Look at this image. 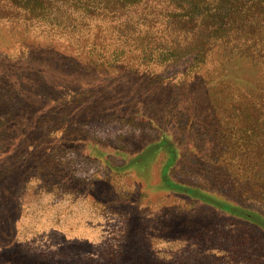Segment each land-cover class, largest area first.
<instances>
[{
  "label": "rangeland",
  "instance_id": "rangeland-1",
  "mask_svg": "<svg viewBox=\"0 0 264 264\" xmlns=\"http://www.w3.org/2000/svg\"><path fill=\"white\" fill-rule=\"evenodd\" d=\"M68 15L61 19L66 27ZM4 32L0 264H264V233L257 226L161 183L164 152L133 162L158 140L157 128L135 113L143 105L128 103L141 86L112 103L79 105L73 60L19 59L22 41L10 47ZM29 36L33 43L46 41ZM187 64L172 65L163 76L178 81ZM39 66L50 70L44 74ZM185 90L178 87L174 95ZM58 99L65 105H54ZM87 143L102 154L83 153ZM229 161L211 166L203 158L200 167L189 162L169 172L231 202ZM247 204L264 212V201Z\"/></svg>",
  "mask_w": 264,
  "mask_h": 264
},
{
  "label": "trees",
  "instance_id": "trees-1",
  "mask_svg": "<svg viewBox=\"0 0 264 264\" xmlns=\"http://www.w3.org/2000/svg\"><path fill=\"white\" fill-rule=\"evenodd\" d=\"M68 14L66 27L61 19ZM0 24L9 34L3 42L22 41L19 59L51 55L75 62L79 105L112 103L141 86L128 103L143 105L135 113L157 128L158 140L133 162L164 152L163 185L264 233V212L247 204L264 201V0H0ZM35 33L46 41L33 43L29 34ZM181 61L188 62L182 79L163 76ZM178 87L186 90L174 95ZM95 151L102 154L95 145L82 148ZM203 158L224 167L231 160V202L169 172L189 162L200 167Z\"/></svg>",
  "mask_w": 264,
  "mask_h": 264
}]
</instances>
